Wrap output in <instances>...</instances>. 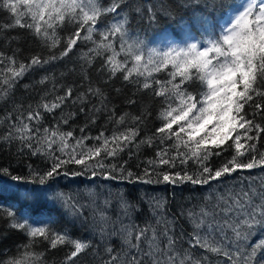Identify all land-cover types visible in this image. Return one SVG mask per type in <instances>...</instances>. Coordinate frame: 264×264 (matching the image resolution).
Listing matches in <instances>:
<instances>
[{
    "label": "snow or ice",
    "instance_id": "snow-or-ice-1",
    "mask_svg": "<svg viewBox=\"0 0 264 264\" xmlns=\"http://www.w3.org/2000/svg\"><path fill=\"white\" fill-rule=\"evenodd\" d=\"M127 0H112L108 7H103L100 0H0V8L9 10L14 16L13 24L6 25L7 28L19 26L33 31V35L40 40L50 41L48 47L55 48L60 42L57 37V29H63L67 25H73V33L66 41V47L57 57L55 53L49 60H42L38 56H33L28 63H19L18 68L12 65L18 63L15 55L4 57L0 53V64H4L6 72L10 76H5L2 80L4 94L6 95L19 78L35 66L48 64L50 60L63 58L69 54L78 40H89L96 44L90 51L96 55L109 52L104 67L110 73V78L121 73L123 80L128 83H135L142 90H152V94L161 97L164 110L161 112V119L164 121L161 127L156 129L157 134H164L160 137L171 140L175 138L174 147L177 156L183 157L180 163L186 164L189 159L202 165V173L190 175L187 171L183 174L177 172L158 173L162 175V182L176 185L177 182L183 184L190 182L193 185H207L210 181L231 175L237 170H251L258 166H264V153L255 155L256 145L249 144L248 141L257 139L264 133V126L255 122L254 119L247 118L246 106L250 105L256 109L252 116L257 113L264 115V0H243L240 4H229L225 0H212L211 11L224 12L223 26L217 38L207 39L199 43H188L186 47H169L166 50L148 49L145 55L144 41L131 39L127 31L128 16L125 14L122 19L116 20L109 27L99 31L100 41L93 40V32L99 24L102 15L115 14L120 16ZM20 5L24 9H20ZM205 9L209 5L205 4ZM118 9L120 11H118ZM136 12L141 9L136 7ZM149 22H158L162 16L166 20L179 23L187 35H191L189 22L181 17L176 20L175 12L169 7L161 5L159 8L149 7L147 9ZM27 18V19H25ZM199 24L203 28L211 26L210 19L203 12L193 15L191 27ZM86 32L81 35V32ZM114 41L119 43V51L114 48ZM125 57L123 60L118 56ZM129 60L131 66L129 67ZM91 63V60H88ZM168 71L170 79L161 81L153 78L154 73ZM133 77L143 78L133 79ZM179 77V80H177ZM199 82V92L190 91L186 85ZM156 85L157 87H153ZM90 92L100 95L99 89ZM71 96L69 89L64 96H57L51 105L45 103L38 105L45 111L51 113L59 108L68 97ZM261 98L257 101L256 98ZM132 103L133 101H129ZM103 103V102H102ZM83 111V109H81ZM99 111V109H97ZM20 127H13V131L19 135L13 136L10 132L4 137L6 140H20L22 145L29 148L33 155L42 153L51 155L52 145L59 142V151L62 155H67L68 159H60L51 156L54 161L49 170L42 175L30 170V177L13 175L8 168H0V175L8 176L17 185L11 189V194L17 201L23 204H31L43 197H47L54 203H59L66 212L76 215L80 212V207L75 203H69L68 198L63 193L54 191L49 185V181L60 175V169L66 164L83 165L84 171L92 168L87 161L94 160L104 151L108 156H115L118 152L131 145L138 135L137 128H129L124 132H114L109 139L101 133L97 140L102 139L99 147L88 148L87 151L77 152L76 149L84 148L81 138L72 145L70 153L65 149L70 145L68 139L72 137L71 132L63 133L58 128H44L43 137H37L35 132L39 128L33 129L23 119L17 117ZM27 121H39V111H30L25 118ZM134 122H139L143 116L133 117ZM67 123V120L64 121ZM117 124L125 123V117L121 116L116 120ZM177 126L175 129L173 126ZM211 125V131L208 127ZM240 130H243L242 132ZM83 131V129H81ZM255 131V136L249 135ZM201 133H206L201 135ZM235 133V135H233ZM199 137V138H198ZM242 139L244 142L242 143ZM37 141V146L33 148L32 141ZM232 140L235 148V155L228 162L215 171L204 164L211 155H220V152H213L211 148H222L227 141ZM141 144L151 146L152 138L140 141ZM48 151L43 152V145ZM111 145V150L109 146ZM211 145V148L209 147ZM247 145V147H246ZM186 151H180V149ZM227 151L225 147L222 149ZM246 153H252L249 162L245 163L239 159ZM158 161H149V164L168 165L173 167L177 157H170L167 149L157 152ZM230 165V166H229ZM99 168H104L102 162H97ZM123 168V166H121ZM112 172L116 171L113 166ZM82 172H64L63 175L80 176ZM98 173L93 170L92 176ZM105 180L124 179L123 176L116 177L109 173H99ZM206 174V175H205ZM129 182L132 181L133 173L128 174ZM144 177L135 179L142 183H160L153 181L151 174L146 169ZM19 185H26L19 187ZM39 185L40 188L28 187ZM46 186V187H45ZM261 190L249 186L247 190L236 193H229L228 197L221 195L219 205L213 209L206 206L201 207L199 212L188 210L187 216L193 225V231L186 234L187 247L182 250L177 247L183 240L184 234L177 237L172 232L175 219L158 217L157 226H162L163 231H159L157 226L151 224L139 227L134 222L120 220L119 227H113L111 233L106 232L109 217L103 212H99V231L101 238L105 235H120L124 248L121 252L113 255L114 249L106 247L108 259L105 264H211L208 255H197L194 250L202 249L205 254L211 256H222L230 264H264V238L249 241L256 235L257 230L264 231V181L261 182ZM107 206L110 201L105 200ZM120 209L122 216L130 220L132 212L136 206L132 205L126 198L121 196ZM164 209V203L157 201L153 207V215H158V210ZM223 213V218H218V211ZM183 215V213H181ZM231 214V215H230ZM8 220L9 227L18 231H24L29 238V243L24 245L29 249L31 245L39 240L47 241L51 249H56L58 245H71L74 250L65 258L64 264H76V259L85 252L90 245L80 240L72 239L67 231H53L49 225L33 227L26 219L18 220L17 213L7 210L4 214ZM234 235L233 247L229 249L222 240H227V231ZM151 233V235H149ZM216 233L221 234V239L216 237ZM163 238V240H162ZM146 245V247H143ZM26 256L32 257L27 264L39 261L43 253H33L28 251ZM4 264H24L21 260H9Z\"/></svg>",
    "mask_w": 264,
    "mask_h": 264
},
{
    "label": "trees",
    "instance_id": "trees-1",
    "mask_svg": "<svg viewBox=\"0 0 264 264\" xmlns=\"http://www.w3.org/2000/svg\"><path fill=\"white\" fill-rule=\"evenodd\" d=\"M229 4H240L243 0H225ZM103 7L111 5L112 0H100ZM209 9H205V4ZM212 0H127L126 5L122 4L124 9L120 16L115 14L102 15L99 18V24L93 32V40L100 41L99 31L109 27L118 19H122L126 14L128 16L127 31L131 39H140L144 41L145 55L148 49H158L161 43L165 41H174L179 44L186 42L202 43L211 38H217L220 35L223 26L222 11H211ZM161 5L169 7L175 12L176 20L181 17L189 22L191 35H187L185 29L171 20H166L162 16L158 22H149L147 9L149 7L159 8ZM136 7L141 9L138 13ZM20 5V9H22ZM118 11H120L118 9ZM207 15L211 26L203 28L199 24L191 27L193 15L199 16L201 13ZM27 19V18H25ZM15 16L7 9L0 8V53L4 57L15 55L18 63L12 65L19 67V63L30 62L33 56H38L42 60H49L55 53L57 57L66 47V41L69 35L73 33V25H67L63 29H57V39L60 41L55 48H49L50 41L37 39L33 31L28 28L15 26L7 28L6 25L13 24ZM86 32L82 31L81 35ZM96 44L89 40H78L77 44L63 58L50 60L43 66H35L28 70L22 78H19L14 86L4 94L2 80L5 76L11 74L6 72L4 64H0V168H8L13 175H21L25 178L30 177V170L39 174L49 170L54 162L51 156L60 159H68L67 155H62L58 150L60 145H52L51 155L42 153L32 154L29 148L22 145L20 140H6L4 137L11 132L13 136L19 133L13 131V127H20L17 117L28 123L37 137H43L44 128H58L60 132H71L72 137L68 139L69 147L65 152L72 151V145L81 138L84 148H77L76 151H87L88 148L99 147L102 139L97 140L101 133L104 137L111 138L114 132H124L129 128H137L138 135L134 142L115 156H108L102 151L101 155L94 160L87 161L92 168L84 171L83 165L66 164L60 169V175L49 181V185L56 192L63 193L68 198L69 203H75L80 207V212L72 215L66 212L59 203H54L47 197H43L31 204H23L17 201L11 194V189L17 187L8 176L0 175V264L9 260H21L27 264L32 257L26 256L28 251L33 253H43V264H64L65 258L74 248L71 245H58L56 249H51L48 242L39 240L25 249L24 245L29 243V238L24 231H18L9 227L8 220L4 214L7 210L17 213L18 220L26 219L33 227H42L49 225L53 231H67L72 239L88 243L90 247L81 253L76 259V264H105L108 254L106 247L114 249L113 255L121 252L124 248L120 235H105L103 239L99 231V212L103 211L109 217L108 228L106 232L111 233L113 227H119L121 219L127 222H134L139 227L146 225H156L158 217L175 219L172 226V232L179 237L184 234V238L177 245L182 250L187 247V235L193 231V225L188 219L187 212H199L201 207L213 209L219 205L220 208L225 205L220 203V196L226 198L228 194L247 190L249 186L261 190V182L264 181V166H258L251 170H237L231 175H226L219 180L210 181L207 185H193L190 182L183 184L177 182L174 186L170 183L162 182V175L158 173L168 172L175 174L185 171L190 175L202 173V165L189 159L186 164L180 163L183 157L177 156V150L174 147L175 138L171 140L164 139L161 142L160 137L164 134H157L156 129L161 127L164 121L160 118L164 110V104L161 97L152 94V90H142L135 83H128L123 80L121 73L110 78V73L104 67L105 60L111 53L103 52L102 55H96L90 51ZM114 48L119 51L118 41H114ZM125 57L118 56L117 59L123 60ZM91 63H88V60ZM129 67L131 61L129 60ZM153 78L161 81L170 79L168 71L154 73ZM133 79H143L133 77ZM179 80V77H177ZM153 87H157L153 85ZM190 91L199 92V82L186 85ZM93 91L99 89L100 95H94ZM71 89V96L53 112L49 113L43 107L38 105L55 102L57 96H64ZM257 101L261 98L257 97ZM129 101H133L130 103ZM103 102V103H102ZM83 109V111H81ZM99 109V111H97ZM30 111H39V121H27L25 118ZM247 118L254 119L255 122L264 126V115L257 113L255 117L252 113L256 109L250 105L246 106ZM121 116L125 117V123L117 124ZM143 116L141 121L134 122L133 117ZM67 120V123L64 121ZM174 129L177 126H173ZM83 129V131H81ZM241 132L243 130H240ZM205 135V133H201ZM235 135V133L233 134ZM249 135L255 136V131ZM152 138L151 146L141 144L140 141ZM199 138V137H198ZM244 142V139L241 141ZM249 144H255L257 152L255 155L259 158L260 153H264V133ZM33 148L37 146V141H32ZM211 148V145H209ZM227 151H223V148ZM247 147V145H246ZM167 149L170 157H177L175 165L149 164V161H158L157 152ZM111 150V145L109 146ZM213 152H220V155H211L204 162L211 170L219 169L232 159L235 155L233 141L229 140L222 148H211ZM43 152H47L46 144L42 147ZM180 151H186L181 148ZM252 153H246L239 157L240 160L247 163L251 159ZM102 162L105 167L99 168L97 162ZM113 166L116 168L112 172ZM123 166V168H121ZM230 166V165H229ZM151 174L153 181L159 180L160 183H142L137 181L136 177H145V170ZM98 174L92 176V171ZM64 172H82L80 176L63 175ZM113 176H123L124 179L105 180L99 173H109ZM133 173L132 181L129 182L128 173ZM206 175V174H205ZM26 185H19L25 187ZM28 187L40 188L39 185ZM46 187V186H45ZM123 196L136 210L132 212L130 220L124 218L120 209V198ZM105 200L110 203L106 206ZM164 203V209L158 210V215L154 216L152 207L157 202ZM218 211V209H217ZM183 213V215L181 214ZM231 215V214H230ZM218 218H223V213L218 211ZM159 231H163L162 226H157ZM151 235V233H149ZM227 240L222 243L231 249L233 247L234 235L229 230L226 232ZM216 237L221 239V234L216 233ZM264 238V231L257 230L249 243ZM163 240V238H162ZM143 247H146L144 245ZM197 255H208L211 264H230L222 256H211L205 254L202 249L194 250ZM33 264H39L34 261Z\"/></svg>",
    "mask_w": 264,
    "mask_h": 264
},
{
    "label": "rangeland",
    "instance_id": "rangeland-1",
    "mask_svg": "<svg viewBox=\"0 0 264 264\" xmlns=\"http://www.w3.org/2000/svg\"><path fill=\"white\" fill-rule=\"evenodd\" d=\"M21 7H23L22 9H24V6L23 5H21ZM188 43H193V42H186V43H183V44H179V43H176L174 41H171V42L170 41H165V42L161 43V45L159 46L158 50H166L167 48L173 47V46H175V47H186V45ZM194 43H197V42H194ZM199 44H200L201 47H203V44L202 43H199ZM211 127L212 126L209 125V127H208V131L209 132L211 131Z\"/></svg>",
    "mask_w": 264,
    "mask_h": 264
}]
</instances>
